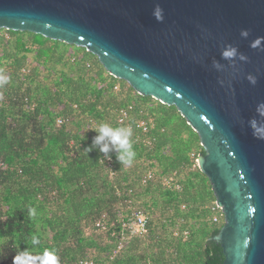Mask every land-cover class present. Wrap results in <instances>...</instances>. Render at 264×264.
Wrapping results in <instances>:
<instances>
[{"label":"trees","instance_id":"16d2710c","mask_svg":"<svg viewBox=\"0 0 264 264\" xmlns=\"http://www.w3.org/2000/svg\"><path fill=\"white\" fill-rule=\"evenodd\" d=\"M0 74L9 78L0 86V264L24 250L51 251L58 264L222 263L210 238L223 216L213 223L215 198L196 163L203 149L174 106L137 94L84 48L28 32L0 30ZM101 123L131 128V166L115 151L105 165L93 147ZM132 207L148 233L114 254Z\"/></svg>","mask_w":264,"mask_h":264},{"label":"water","instance_id":"95a60500","mask_svg":"<svg viewBox=\"0 0 264 264\" xmlns=\"http://www.w3.org/2000/svg\"><path fill=\"white\" fill-rule=\"evenodd\" d=\"M0 30L84 48L137 94L174 106L199 137L197 167L223 216L210 238L221 264H264V140L249 127L264 123V0H0Z\"/></svg>","mask_w":264,"mask_h":264},{"label":"clouds","instance_id":"9594fccd","mask_svg":"<svg viewBox=\"0 0 264 264\" xmlns=\"http://www.w3.org/2000/svg\"><path fill=\"white\" fill-rule=\"evenodd\" d=\"M154 17L157 21L163 20V9L157 6L153 12ZM242 36H247V31H242ZM237 54L235 48H229L223 52L225 58L234 57ZM240 59L244 60L246 57L240 56ZM250 82L255 83L253 77H249ZM9 82V78L0 74V86H3ZM264 109V104L258 105V114L264 115V112L260 110ZM249 127L252 129L253 135L257 139L264 140V123L258 120H251L249 122ZM97 135L93 140V147L98 148L99 152L103 153L105 156H109L111 151L117 153V159L121 164L126 166H131L135 160L136 153L133 150L131 137L133 135L130 127H113L109 123H101L98 127L92 129ZM91 150L90 148L88 149ZM29 215L34 216L35 210L30 209ZM33 243H38L37 240H33ZM13 264H58L56 256L51 252L46 250L40 256H33L27 250L21 251L19 254L15 255L13 258Z\"/></svg>","mask_w":264,"mask_h":264},{"label":"built area","instance_id":"2783aa9c","mask_svg":"<svg viewBox=\"0 0 264 264\" xmlns=\"http://www.w3.org/2000/svg\"><path fill=\"white\" fill-rule=\"evenodd\" d=\"M126 118H127V112L125 110H122L120 112L118 122L124 123ZM63 121H64L63 119H58L57 125H61ZM139 126L144 131L146 130V126L144 122H140ZM104 163L108 168L112 167V164H113L109 156L105 157ZM151 177H152V174L147 173L143 177L142 182L145 184ZM170 180L172 179L170 178L168 181L165 182L166 186L169 185ZM176 188H178V185H176ZM211 211L214 214L213 223L215 224L219 223V220H220L219 214H221L220 208L216 204H214V206L211 207ZM148 225H149L148 218L143 212V210L137 207H132L130 210L129 218L128 219L124 218L121 220V228L119 230L117 247L114 250V254L122 248L123 243L128 238L145 236L148 233ZM97 226L101 228L102 224L99 223L97 224ZM102 229H104V226H102ZM183 234L186 235L187 232L185 231ZM175 235H178V233L176 232ZM79 264H92V262L88 260H81Z\"/></svg>","mask_w":264,"mask_h":264},{"label":"rangeland","instance_id":"374dc122","mask_svg":"<svg viewBox=\"0 0 264 264\" xmlns=\"http://www.w3.org/2000/svg\"><path fill=\"white\" fill-rule=\"evenodd\" d=\"M120 83H123L121 80L119 81Z\"/></svg>","mask_w":264,"mask_h":264}]
</instances>
